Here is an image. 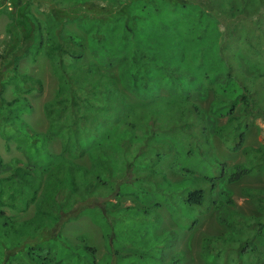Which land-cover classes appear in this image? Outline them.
Returning <instances> with one entry per match:
<instances>
[{
  "label": "rangeland",
  "instance_id": "obj_1",
  "mask_svg": "<svg viewBox=\"0 0 264 264\" xmlns=\"http://www.w3.org/2000/svg\"><path fill=\"white\" fill-rule=\"evenodd\" d=\"M71 1L57 0V3L65 6ZM93 1L104 4L108 0ZM53 4L52 0H28L27 10L44 26L45 33L52 41L62 43V58L67 73L62 74L56 68L57 55L51 58L37 48L24 54L15 70L5 73L3 79L6 88L1 96L5 101H19L11 108L2 107L1 110L0 179L15 177L17 182H21L24 177L20 174L26 164L42 170L50 168L55 161H61L89 168L90 172L101 177L102 182L91 196H87L88 203L84 200L86 195L78 180V184L70 185L73 189L70 194L69 189H59L57 198L63 203V208H60L56 203L57 198L50 202L42 200L39 195L47 180L45 171L41 187L33 197L27 195L17 182L10 187L4 181L5 191H1L3 182L0 181V211L4 214L0 215V264H31L27 257L30 247L28 234H33V229L38 232L42 222L49 227L55 224L60 237L42 240L38 246L44 250H57L58 258L62 259L59 264L81 263L83 250L77 245H82V236L88 245L95 248V258L99 264H169L172 256L178 259L176 264H222L223 254L220 252L223 245L215 242V253H209L203 247V240L207 237L230 236L229 244L237 246L238 239L233 237L231 227L218 223L210 201L202 206H190L183 200V189L192 183L194 176L214 175L216 172L199 150L205 157L212 156L229 166L247 164L252 155L247 154V149L264 145V121L261 118L254 120L246 129L242 147L238 149L231 142L233 124L224 130L222 128V137L205 129V137H199V143L197 139L200 135L197 134L202 132L199 127H192L189 133L181 129L166 130L173 120H182L177 118L174 110L183 98L180 88L171 86L161 71L153 73V84L125 87L118 65L106 67L92 52L96 43L91 44L90 32L97 27L101 30L100 24L89 19H67L59 29L50 14ZM169 6L155 10L143 2H133V10L143 17L131 32L133 37H128L130 33H126L124 38L126 25L122 23L109 26L111 40H103V48L98 51L104 58L110 52L126 54L133 45H144L158 50L159 59L161 57L176 64L191 66L200 81L197 88L191 90L190 99L199 106L200 113L205 117L213 101L211 87L201 94L202 89L208 87L205 74L214 70L216 39L221 32L227 31L226 26L232 24L227 23L224 16L214 15L215 21H209L206 30L202 31L204 20L209 17L198 15L196 5L185 9ZM85 8L86 5L80 4L78 12L83 13L81 9ZM10 11V3L0 0V51L9 41L6 26L11 20ZM260 11H264V7ZM69 36L79 43L74 51L66 44ZM251 55L240 42L236 47V56L241 62V69L249 76L264 74V63ZM73 56H78L79 62ZM91 67H95V71L90 72ZM22 75H33L40 82L24 81ZM71 75L74 76L73 82L68 79ZM137 82L141 83V80ZM81 84L84 87L77 88ZM115 87H119L121 94H114ZM70 88H77V94L89 102L81 100L86 106L75 107L76 114L66 109L58 115L57 101L67 95ZM154 106H157L158 113L152 114L150 108ZM181 110L182 104L178 108V111ZM80 114L87 118H77L78 122L72 126L77 129L82 151L72 155V151L63 150L65 141L70 147L71 138H66L68 134L62 124H70ZM171 116L175 117L171 119ZM83 121L88 123L90 131L87 128L81 130ZM217 123L225 124L226 118L217 119ZM154 124L157 127L148 136L149 125ZM19 127L31 135L37 134L40 138L38 142L33 143V137L20 131ZM206 138L208 141L202 142ZM191 146L201 149L189 154ZM97 156L109 162L113 170L111 176L97 166ZM151 169L157 170L155 176L164 172L172 185L168 186L164 181L161 184L164 191L158 190L154 179L148 176ZM261 170L224 184L231 192L233 209L248 222V225L235 226L240 230L242 243L253 234L254 218L264 214L242 192L244 187H264V169ZM59 174L60 177L64 176L62 172ZM10 190L14 193L17 191L14 200L9 197ZM216 198V188H213L210 199L213 201ZM79 201L86 203L80 204ZM155 203L159 206L153 207ZM97 206L105 207L111 213L113 223L106 227L114 225L116 238L111 247ZM148 207H153L151 214H148ZM62 209L65 211L63 215L60 213ZM77 209H81L77 216L65 218L66 212ZM55 216H59L60 221L54 223ZM254 241L264 257V230L261 236L254 237ZM73 248L77 254L71 252ZM42 253L46 258H52L45 251ZM227 259V264H249L251 257L243 254V259L238 261L233 251L227 253Z\"/></svg>",
  "mask_w": 264,
  "mask_h": 264
},
{
  "label": "trees",
  "instance_id": "obj_2",
  "mask_svg": "<svg viewBox=\"0 0 264 264\" xmlns=\"http://www.w3.org/2000/svg\"><path fill=\"white\" fill-rule=\"evenodd\" d=\"M7 1L11 5V11L9 12L11 20L6 26V30L9 33V41L3 51H0V117L2 116V107L11 108L19 101V99L5 101L1 96L6 88V82L3 79L4 75L9 70H15L18 60L24 54L29 53L31 49H41V51L43 50L51 58H53L54 54L57 55L58 62L55 64L56 68L62 74L66 75L67 73L62 58V43L52 41L45 33L44 26L27 10L28 0ZM135 1L148 4L155 10H160L165 5H170L169 7L172 8L179 7L180 9H185L189 6L194 7L196 5L197 8H195L198 15H206L209 17V19L206 18L204 20L205 25L202 31L206 30L209 21H215L214 19L217 15L224 16L227 18L226 22L232 24V26H226V34L221 32L219 38L216 39L215 55L213 57V63L215 64L214 70L207 75L205 74L208 87L203 88L201 94H205L210 87L213 93V101L210 104L209 113L205 117L200 113L199 106L190 99L191 90L196 89L197 83L200 81L197 80L196 73L191 66L176 64L169 59H162L161 57L159 59L157 55L158 50L150 47L147 48L144 45H133L131 50L126 54L110 52L104 58L100 56L98 50L103 48V40L107 39L108 42L112 37V34L109 33V26H117L116 24L122 23L126 25L124 38H126V33H130L128 37H133L134 34H131V32L134 31L135 26L143 18L140 13L133 10L132 6ZM52 2L54 4L50 7V14L59 29L63 27V23L67 19H89L97 21L100 24L101 30L97 29V27L93 32H90L91 44L93 42L96 43V48H93L92 52L104 66L111 67L118 65L120 73L123 75V84L125 87L133 88L136 85L144 87L147 83L153 84V73L161 71L171 86H178L180 88V91L183 93V98L175 106L174 110L175 115L178 116L177 118L182 120L179 122L173 120L172 124L166 130L181 129L189 133L192 127H199L202 130V132L197 134L200 135L197 139V143H199V137H205L203 132L205 129L208 128L210 133L222 137V128L224 130L225 127L233 124L230 137L231 142L235 145V149H238L242 147L246 129L254 123V120L261 118L264 121V74H258L256 76L247 75L241 69V62L236 56V47L241 42L246 46L248 53H252L251 56H254V58L264 63V11H260L261 7H264V0H202L201 4L195 0H108L104 4L93 0H73L65 6H60L57 0H52ZM80 4L86 5L85 9H81L83 13L78 12ZM66 44L70 45L73 51L75 47H79V43L71 36L67 38ZM73 58L76 62H79L78 56H73ZM94 69L95 67H91L89 71L93 72L95 71ZM22 78L24 81L31 80L40 82L33 75H22ZM68 79L73 82L74 76L71 75ZM137 80H141V83L137 82ZM83 87L84 85L81 84L77 88L80 89ZM236 87L238 90H236ZM77 88H70L67 95L65 94L64 97L57 101L59 105L57 109L58 115H61L66 109H71L72 113L76 114L75 107L83 104L86 106V103L83 102L84 100L89 102L87 98H82L77 94ZM113 91L115 95L121 94L119 87H115ZM24 99L27 100L26 97ZM181 104L182 110L180 112L178 108ZM150 110L152 114L158 113L157 106L150 108ZM174 117L171 116L170 118L173 119ZM224 117L226 118V123L219 125L217 119ZM77 118L83 120L87 116L83 114L76 115V118L70 124H62L68 134L66 138H71L69 139L71 140L70 147H68V141H65L63 143V150L68 152L69 150L72 151V155L82 151L77 137V129L72 126V124L78 122ZM184 119L187 120L183 122ZM4 120L6 121L5 118ZM11 124L13 125V123ZM149 127L148 136H150L157 126L154 124V126L149 125ZM80 128L81 130L85 128L88 131L91 130L85 121H83ZM19 130L27 135H31L30 132H25L23 128L19 127ZM31 137H33V143L38 142L37 140L40 139L37 134H32ZM207 141V138L202 140L204 143ZM195 149L192 146L189 147L188 153L194 154ZM199 149L201 148L196 150L198 151ZM199 151L200 155L206 161L208 160L210 162L216 172L214 175L201 174L193 178V175H191L192 183H189L183 189L185 191L183 200L190 206H202L210 201L214 207L218 223L231 227L233 237L239 241L237 246H232V244H229L230 236L207 237L203 240V247L207 252L215 253L217 248L214 246V243L222 244L223 248H221L222 251L220 252L223 254L222 264H227V253H232L233 251H235L238 261L243 259V254H248L251 257L249 264H264L263 253L254 241V237L263 234L264 214L254 218V223L252 224L255 226L253 234L246 242L242 243V240H240V230L235 226L248 225V222L233 209L234 201L231 197V192L224 185L225 183L237 181L248 173L262 171L261 168L264 169V145L247 149L249 151L247 154H252L247 164H234L231 166L212 156L205 157V154L201 150ZM163 152H166V149H163ZM0 164H2L1 156ZM96 164L99 168L105 170L109 176L112 175V167L104 157L97 156ZM184 170L193 174L188 169ZM44 171L47 172L44 176L47 180L39 195L42 200H48L50 202L58 197V191L63 187L64 190L69 189L70 194L73 191L70 185L73 183L78 184L76 181L78 180L82 192L86 195L84 200L88 203L87 196H91L92 192L102 182L101 177L96 173L90 172V169L87 167L78 166L70 162L55 161L50 168L45 167L42 170L35 165L26 164L20 174V176L24 177L21 182H17L18 179L15 177L0 179L3 182V189L1 191H5L4 181L10 187L14 184L16 185L17 182L27 195H32L33 197L41 187ZM60 172L64 174L63 177H60ZM155 174H157V170L151 169L148 176L154 179L158 190L164 191L161 185L164 181L168 186L172 185V182L167 180L164 172H160V176H155ZM213 188H216L217 198L212 201L210 197ZM242 192L252 199L256 207L264 211V187H244ZM15 193L14 191H9V197L13 200ZM69 194L66 195V198L69 197ZM58 200L57 198V205L63 208L62 201ZM79 202L80 204L86 203ZM155 206H159V204H153V207ZM153 207H148V214H151ZM80 210L66 212L65 218L77 216ZM97 211L102 222L101 224L106 229L105 236L109 240L111 247L112 241L116 238L113 231L114 225L106 228L113 223L110 218L111 213L107 208H102L101 206H97ZM64 212L62 209L60 213L63 215ZM0 215H4L2 211H0ZM56 221H60L59 216L54 217L53 222L56 223ZM55 228V224L49 227L42 222L38 232L33 229L34 233L31 234L30 232L28 234L29 241L27 242L30 244V247L27 252V257L29 263L59 264L62 262V259L58 258L57 250L53 248H46L44 250L42 246H38V243L42 240L57 239L60 237V233ZM80 241L82 245H77V247H81L83 250L80 264H99L95 258V248L88 245L84 236L80 237ZM133 248L137 249L135 247ZM43 251L51 255L52 258H46L42 253ZM71 252L77 254L74 248ZM78 256L80 255L78 254ZM177 260L176 256H172L169 264H176ZM133 261L136 263V258Z\"/></svg>",
  "mask_w": 264,
  "mask_h": 264
}]
</instances>
